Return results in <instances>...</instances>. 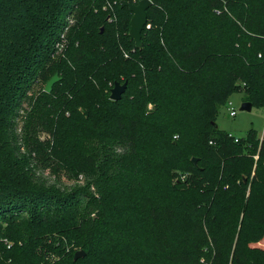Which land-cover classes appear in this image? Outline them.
<instances>
[{
	"label": "trees",
	"instance_id": "16d2710c",
	"mask_svg": "<svg viewBox=\"0 0 264 264\" xmlns=\"http://www.w3.org/2000/svg\"><path fill=\"white\" fill-rule=\"evenodd\" d=\"M121 1L0 0V264H264V134L216 123L235 92L264 105V0H152L114 101Z\"/></svg>",
	"mask_w": 264,
	"mask_h": 264
},
{
	"label": "rangeland",
	"instance_id": "374dc122",
	"mask_svg": "<svg viewBox=\"0 0 264 264\" xmlns=\"http://www.w3.org/2000/svg\"><path fill=\"white\" fill-rule=\"evenodd\" d=\"M84 5L85 4H82L81 6H77L75 10L72 12V14L67 15V19H69V21L67 20V25L64 28V31L60 33L58 40L53 46L49 65L56 67L59 66L62 61L66 60L69 53V48L72 44L73 33L75 32L76 29L75 26L77 25L78 22L77 20L78 13H80V11L83 10ZM106 5L110 8V11L107 14L108 15L107 21L109 23H106L104 21L101 22L98 25V31L104 33L105 41L108 42L107 44L108 46L106 47V49L112 51L117 46H119L118 52H114L110 56L108 68L106 71L112 77V79L108 80L107 83L105 84V92L107 93L108 96H110L111 88L114 86V82L116 80H120L121 82L125 81L123 71L118 66L119 58L126 59L128 57H131L132 54H134V51L136 50V46L134 40L129 35L130 21L133 15L132 13L130 15V20L127 27H124L123 29L116 28L115 37L108 36L109 35L108 32L110 30L109 26L112 25L113 27V24L117 25L118 15L115 12V9L113 8L115 2L113 4L110 2L108 3L106 2ZM147 27H151L150 23H147ZM75 45L77 46L78 44L75 43ZM54 73L49 74L46 80H42L34 85L33 91L36 93V95H39L41 91H45L44 87L46 85V82L52 77ZM60 74L61 76H64L63 72H60ZM117 76H119V78L114 79ZM69 78H71V75ZM33 91L31 93H33ZM244 98L245 95L242 92L233 93L229 97L227 104H225L220 108L218 115L216 117V123L220 129L225 130L236 137H245L248 134V132L251 130L257 131L258 136L262 137L264 134V105L255 104L251 110H241V105L244 102ZM230 107H233L235 109L236 111L235 116L230 115V109H231ZM25 119L26 117L19 118L20 128L24 124ZM201 150H202V146L200 147V150H197V154L201 155ZM186 176L187 175L184 174L181 175L180 177L185 179ZM80 178H82L81 175ZM62 179L66 181L68 184L74 183L73 180H68L65 176H63ZM52 254L53 256L55 255L54 253ZM202 261H204V259H202Z\"/></svg>",
	"mask_w": 264,
	"mask_h": 264
},
{
	"label": "water",
	"instance_id": "95a60500",
	"mask_svg": "<svg viewBox=\"0 0 264 264\" xmlns=\"http://www.w3.org/2000/svg\"><path fill=\"white\" fill-rule=\"evenodd\" d=\"M152 0H140L137 4L122 0L121 5L126 6L132 12V18L130 21L129 35L134 40L137 48L143 46V31L148 23V9L152 6ZM59 72H56L47 82L44 87L45 91L51 93L54 85L61 80ZM128 86V81L120 82L116 81L114 86L111 88L110 98L114 101L121 100L123 94L125 93ZM253 108V103L251 101H244L241 105V110H251ZM192 161L194 163L198 162L197 157H193ZM86 255L85 250H78L75 252L74 259L77 260Z\"/></svg>",
	"mask_w": 264,
	"mask_h": 264
},
{
	"label": "built area",
	"instance_id": "2783aa9c",
	"mask_svg": "<svg viewBox=\"0 0 264 264\" xmlns=\"http://www.w3.org/2000/svg\"><path fill=\"white\" fill-rule=\"evenodd\" d=\"M128 1V0H127ZM140 0H133V1H130V2H133L135 4H137ZM230 103V102H229ZM230 115L231 116H235L236 115V111L233 107H230ZM236 141H238V137L235 138ZM210 143H213L212 141ZM257 157V156H256ZM10 246V245H9Z\"/></svg>",
	"mask_w": 264,
	"mask_h": 264
}]
</instances>
